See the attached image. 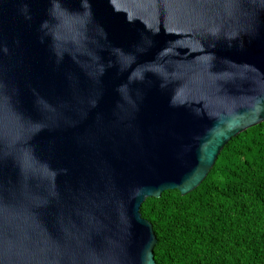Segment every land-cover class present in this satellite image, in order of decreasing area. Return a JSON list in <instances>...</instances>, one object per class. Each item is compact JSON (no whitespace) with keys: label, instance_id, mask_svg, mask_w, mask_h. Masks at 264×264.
<instances>
[{"label":"water","instance_id":"1","mask_svg":"<svg viewBox=\"0 0 264 264\" xmlns=\"http://www.w3.org/2000/svg\"><path fill=\"white\" fill-rule=\"evenodd\" d=\"M264 122V0H0V264H156L140 207Z\"/></svg>","mask_w":264,"mask_h":264},{"label":"trees","instance_id":"2","mask_svg":"<svg viewBox=\"0 0 264 264\" xmlns=\"http://www.w3.org/2000/svg\"><path fill=\"white\" fill-rule=\"evenodd\" d=\"M204 181L147 198L156 264H264V122L232 138Z\"/></svg>","mask_w":264,"mask_h":264}]
</instances>
